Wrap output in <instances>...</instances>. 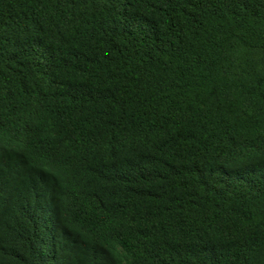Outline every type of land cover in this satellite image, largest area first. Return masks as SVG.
Here are the masks:
<instances>
[{"label":"trees","instance_id":"1","mask_svg":"<svg viewBox=\"0 0 264 264\" xmlns=\"http://www.w3.org/2000/svg\"><path fill=\"white\" fill-rule=\"evenodd\" d=\"M0 264H264V0H0Z\"/></svg>","mask_w":264,"mask_h":264}]
</instances>
